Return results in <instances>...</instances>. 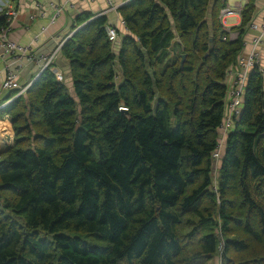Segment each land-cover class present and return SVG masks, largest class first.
<instances>
[{
	"label": "trees",
	"instance_id": "obj_1",
	"mask_svg": "<svg viewBox=\"0 0 264 264\" xmlns=\"http://www.w3.org/2000/svg\"><path fill=\"white\" fill-rule=\"evenodd\" d=\"M227 4L128 0L113 43L106 14L77 17L61 49L73 94L46 69L0 108L21 103L0 155V264H209L222 243L223 264H264L257 67L214 175L226 73L243 48L220 19Z\"/></svg>",
	"mask_w": 264,
	"mask_h": 264
},
{
	"label": "built area",
	"instance_id": "obj_2",
	"mask_svg": "<svg viewBox=\"0 0 264 264\" xmlns=\"http://www.w3.org/2000/svg\"><path fill=\"white\" fill-rule=\"evenodd\" d=\"M11 0H7L6 3H0V9L7 8L8 10V25L3 27L0 31V86L9 91L17 92L16 96L8 99L11 102L17 96L26 94L28 90L32 87L34 81H36L41 73L49 69L58 81H64L65 76L63 71L60 69L57 59L61 53L62 46L67 38L60 40L61 36H58L57 44L52 50L46 53L35 54L33 51V43L38 41L40 34L46 29V27L37 33L34 38L28 43L23 44L10 39L9 34L12 30L13 21L19 16V10L15 7L7 5ZM72 0H68L70 3ZM109 7L111 9L117 10L120 6L127 3L118 5L114 4L113 0H107ZM250 0H238L234 4H227L220 10V19L224 23L225 18L231 14H243L244 6ZM37 14L40 16L47 17L49 19V24L54 23L57 18L61 15L64 10V5L57 4L53 1L49 3L43 2L42 0H36L35 2ZM49 9L52 11L49 12ZM32 19V16H31ZM123 26L125 30H128L125 22L123 21ZM249 28L254 31L255 35L250 41L251 48L245 54L242 53L238 57V64L241 70L234 73L233 71H228L227 74L233 76L232 82L228 87V94L226 98V111L223 120L219 126V131L222 136L219 138L216 148L212 151V159L215 164L218 165L221 159V153L224 148L226 137L234 124V120L238 117L243 109L244 104V94L247 87V82L251 71L254 68H258L262 74H264V64H263V54L262 47L264 45V18L262 20H257V18H252L248 23ZM230 30V29H229ZM120 30L114 26H107V34L110 40L114 41L118 39ZM235 33L231 32V38H235ZM35 62L39 66V72L35 79L26 84L22 85L19 81L20 74L27 62ZM4 106V105H3ZM2 106V107H3ZM215 190L217 187H214Z\"/></svg>",
	"mask_w": 264,
	"mask_h": 264
},
{
	"label": "crops",
	"instance_id": "obj_3",
	"mask_svg": "<svg viewBox=\"0 0 264 264\" xmlns=\"http://www.w3.org/2000/svg\"><path fill=\"white\" fill-rule=\"evenodd\" d=\"M42 1L46 3L53 1L57 4L64 5L65 7L61 15L52 24H49V19L47 17L40 16L39 14H37V9L35 5L36 0H18V1H9L7 3V5L15 7L17 10H19V16L12 23V30L9 34L10 39L23 44H28L37 33L42 31L46 27V29L40 34L38 41L33 43V51L35 54L46 53L52 50V48H54L57 44L58 36H61L60 40H62L63 38L70 37L73 34L74 31L73 28L77 24V17L79 15H84L86 13H89L92 16L106 14L108 16L107 24L109 26L116 27L117 29L120 30L121 34L123 33V35L124 33H127V30L124 29V26L122 24L123 18L119 11V8L121 6L117 10L111 9L109 7L107 0H72L70 3L68 2V0H42ZM113 1L115 5L119 6L120 4L124 3L127 0H113ZM237 1L238 0H234L233 2H231V0H228V3L234 4ZM250 1L255 6V10L253 11L252 18L254 17L257 18V20H262L264 18V0H250ZM6 2L7 0H0V3H6ZM51 11L52 10L49 9V12ZM228 18H232L233 20L228 21L227 20ZM224 25L228 27L232 33L236 34L235 39H231V40H236L239 36L243 38V48L239 52L238 57L242 53L246 54L251 48L250 41L252 40V37L255 35V33L249 28L248 23L243 24V14L228 15L224 20ZM113 42H116V40L112 41V43ZM262 54H263V64H264V45L262 47ZM238 57L237 60L234 63H232V65L227 69V72L233 71L234 73H236L239 70H241V67L238 64ZM58 62H59V67L63 71L65 76L63 82H66L67 86L70 89V93L73 94V80L69 74L70 73L69 63L64 58L62 53H60V56L58 57ZM1 68L2 67L0 66V69ZM38 72H39V66L36 65L35 62L33 61L27 62L20 74V78H19L20 83L22 85H26L32 82L37 76ZM232 79L233 76L226 73L225 82L227 84V87L230 86ZM263 84H264V76H263ZM14 92L15 91L5 90L0 86V108H2L3 105L4 106L7 105L8 102L7 98L12 96V93ZM28 93L26 92V94ZM2 121L3 120L0 119L1 124ZM5 126L6 128H9V125H5ZM1 127L2 125H0V128ZM2 136L3 134L2 131L0 130L1 154L5 150L6 142H7L4 141V139H2ZM221 136L222 133L219 131V138ZM2 146L5 147L2 148Z\"/></svg>",
	"mask_w": 264,
	"mask_h": 264
},
{
	"label": "rangeland",
	"instance_id": "obj_4",
	"mask_svg": "<svg viewBox=\"0 0 264 264\" xmlns=\"http://www.w3.org/2000/svg\"><path fill=\"white\" fill-rule=\"evenodd\" d=\"M233 1L234 0H231V2H233ZM227 20L228 21H232L233 19L232 18H228ZM57 63L59 64L58 59H57ZM20 107H21V103L17 107H14L13 106L11 112L8 111V113L7 112L3 113V117L0 118L1 120H3L2 121V124L0 123V125H2V127L0 128V130L2 131V134H3L2 139H4V141H7L8 140L10 142V141H13V139H14V135H15L14 122H15V120L13 119V114L17 110H19ZM6 122H9V124H10L9 125V128H6V126H5L6 125ZM11 125H12V128H11ZM4 129H5L6 132L4 131ZM245 130L246 131L254 132V128H252V127H245ZM6 144H7V142H6ZM4 147L5 146H2V148H4ZM6 147H7V145H6ZM0 155H1V153H0ZM97 157H98V153L95 154V158H97ZM218 166L219 165L214 164V175H215V178L218 176ZM222 246H223V243H222ZM222 246L220 247V250H219L217 256L214 257L211 261H209V264H223L222 263V254H221L222 253L221 252L222 251Z\"/></svg>",
	"mask_w": 264,
	"mask_h": 264
},
{
	"label": "water",
	"instance_id": "obj_5",
	"mask_svg": "<svg viewBox=\"0 0 264 264\" xmlns=\"http://www.w3.org/2000/svg\"><path fill=\"white\" fill-rule=\"evenodd\" d=\"M185 54L182 55V60H181V65H183L184 61H185Z\"/></svg>",
	"mask_w": 264,
	"mask_h": 264
}]
</instances>
